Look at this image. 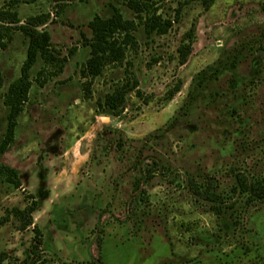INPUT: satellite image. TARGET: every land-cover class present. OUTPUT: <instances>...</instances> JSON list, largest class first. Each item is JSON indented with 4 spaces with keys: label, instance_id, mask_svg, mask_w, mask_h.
<instances>
[{
    "label": "rangeland",
    "instance_id": "obj_1",
    "mask_svg": "<svg viewBox=\"0 0 264 264\" xmlns=\"http://www.w3.org/2000/svg\"><path fill=\"white\" fill-rule=\"evenodd\" d=\"M156 2L173 27L147 36L140 25L129 62L108 66L86 97L88 23L113 6L133 18L126 0H64L63 11L57 0H21L22 18L51 13L47 28L64 61L44 67L40 58L31 69L15 141L1 158L23 184L0 179V264H264V202L234 223L188 182L228 191L238 173L264 175V0H215L208 8L200 0ZM190 30L192 53L180 65L178 47ZM27 49L20 32L0 45V138L6 94ZM127 77L139 81L144 98L133 91L119 115L103 111L99 101ZM179 80L181 91L166 100ZM31 194L40 241L33 226L19 230L12 213Z\"/></svg>",
    "mask_w": 264,
    "mask_h": 264
},
{
    "label": "trees",
    "instance_id": "obj_2",
    "mask_svg": "<svg viewBox=\"0 0 264 264\" xmlns=\"http://www.w3.org/2000/svg\"><path fill=\"white\" fill-rule=\"evenodd\" d=\"M63 1L57 0V5L58 7L61 6L62 11L64 8ZM200 1L206 8L215 2V0ZM20 2L21 0H10L0 8L1 47L6 48L7 44L14 39L16 32L22 33L28 39L27 56L22 65L21 75L11 83L6 94V104L9 107L8 122L6 130L0 138V179L8 182L16 189L22 187L23 184L20 171L3 163L1 158L15 141L18 118L28 100L31 69L40 58L45 64L44 67L61 66L62 61H64L56 53V48L52 43V35L47 28V25L52 21L51 13L44 12L22 18L17 9ZM126 4L134 14L133 18H127L119 7L113 6L108 16L95 14L88 23L91 35L88 37L83 34L84 43L90 49V55L81 67V73L85 79L83 88L86 97L91 96L93 81L101 76L108 66H118L129 62L127 60L128 53L138 47L136 31L140 25L144 27L147 36L164 35L169 32L176 21L173 18L163 16L156 0H126ZM179 14L180 9L178 8L176 19H179ZM193 37V30L186 32L178 47L180 65L185 64L192 53ZM3 82L4 78L0 70V88ZM181 89L182 82L179 80L173 88L166 92L165 99H173ZM133 91L139 98H144L143 92L139 89V81L136 78L127 77L116 84L114 89L107 93L103 100L99 101V105L104 109L103 111L112 115H119L126 106L127 97ZM155 165L146 170L147 180L153 177L156 170ZM188 182L196 195L211 203V209L215 214L222 216L228 213L234 223H238L239 217L245 214L249 208L258 202H264V175L247 176L244 173H238L235 176V184L228 191L218 190L214 182L199 183L193 178H189ZM140 185L141 181L138 179L134 187L136 191L139 190ZM30 199L32 200L27 206L24 208L15 207L12 209V213L19 222L18 229L25 230L33 226L34 240L40 241L42 233L35 224L33 217V213L38 208V202L33 194L30 195ZM3 255L6 253L2 252L0 259H3ZM40 256L39 248L34 243L33 248H31L30 259L35 257L34 261L36 262Z\"/></svg>",
    "mask_w": 264,
    "mask_h": 264
}]
</instances>
